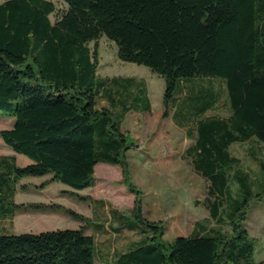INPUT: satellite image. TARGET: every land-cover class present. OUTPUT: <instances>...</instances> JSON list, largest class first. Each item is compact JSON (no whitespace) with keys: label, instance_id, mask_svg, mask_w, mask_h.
Instances as JSON below:
<instances>
[{"label":"trees","instance_id":"obj_1","mask_svg":"<svg viewBox=\"0 0 264 264\" xmlns=\"http://www.w3.org/2000/svg\"><path fill=\"white\" fill-rule=\"evenodd\" d=\"M61 1L60 12L47 0L0 3V113L14 119L0 130L13 152L0 155V232L15 209H26L14 201L24 178L47 176L37 188L60 183L78 198L93 186L97 165L119 166L128 180L127 153L136 146L123 122L151 105L144 80L98 76L97 43L105 38L120 61L163 79L161 105L192 142L184 157L206 183L211 223L164 240V227L136 203V241L104 264H264L254 260L258 241L246 223L250 206L264 201V0ZM233 145H246L260 176L244 170ZM16 155L30 162L20 166ZM67 214L85 224L0 234V264L100 262L89 220ZM123 218L113 209L114 239Z\"/></svg>","mask_w":264,"mask_h":264},{"label":"rangeland","instance_id":"obj_2","mask_svg":"<svg viewBox=\"0 0 264 264\" xmlns=\"http://www.w3.org/2000/svg\"><path fill=\"white\" fill-rule=\"evenodd\" d=\"M3 1L0 0V3ZM47 1L54 2L59 12L65 9L61 0ZM53 17L51 15L50 19ZM97 52L99 77H136L144 80L147 86L150 112L129 113L123 122L124 131L136 146L127 153L128 180L119 166L97 165L93 186L79 192L82 198H78L69 194L68 188L60 183H50L44 189L37 188L47 176L24 178V183L28 185L18 192L16 202L26 207V213L21 217L16 215L14 224L10 226L7 223L6 232L0 234L80 229L85 223L67 214L70 210L89 220L85 232L95 236L101 251L102 260L95 264H104L112 250L126 248L136 241L137 233L132 227L139 224L131 213L136 203L140 205L141 216L164 227V240L189 235L194 222H211L204 206L206 183L184 157L185 149L192 142L164 114L161 105L163 79L144 66L120 61L115 45L105 38L98 41ZM100 105L105 104L101 102ZM13 122V117L0 113V130L10 128ZM9 150L11 146L0 139V155L9 153ZM231 152L240 160L244 170L254 177L260 176L253 161L248 158L246 145H233ZM16 159L20 166L30 162L22 155L16 156ZM30 204L43 206V211L29 208ZM113 209L124 215L123 224L118 222L121 236L116 239L109 232L113 226L109 220ZM246 223L250 234L258 241L254 260L259 261L264 257V201L250 206Z\"/></svg>","mask_w":264,"mask_h":264},{"label":"crops","instance_id":"obj_3","mask_svg":"<svg viewBox=\"0 0 264 264\" xmlns=\"http://www.w3.org/2000/svg\"><path fill=\"white\" fill-rule=\"evenodd\" d=\"M3 155H4V154H3ZM5 155H13V152H12L11 150H9V153H7V154H5ZM16 156L18 157L19 155H16ZM20 157H21V156H20ZM22 187H23V186H22V184H21V185H19V187H17V189H16V193H15V196H14V201H15L16 204H18V203L16 202V197H17L18 192H19V191H23V189H26V187H23V189H22ZM17 210H18V212L15 213ZM24 213H26V212H22L21 207L15 209V211H14V215H13V218H12V220H11V222H10V226H11L12 224H14V221L17 219V216L21 217ZM27 213H28V212H27ZM16 215H17V216H16Z\"/></svg>","mask_w":264,"mask_h":264}]
</instances>
